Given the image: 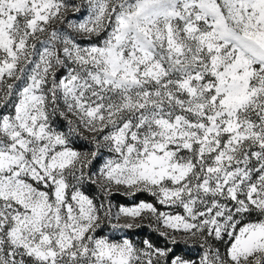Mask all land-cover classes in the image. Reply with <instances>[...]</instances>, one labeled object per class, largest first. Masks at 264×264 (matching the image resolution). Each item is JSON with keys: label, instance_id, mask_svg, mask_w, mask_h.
<instances>
[{"label": "snow or ice", "instance_id": "1", "mask_svg": "<svg viewBox=\"0 0 264 264\" xmlns=\"http://www.w3.org/2000/svg\"><path fill=\"white\" fill-rule=\"evenodd\" d=\"M0 264H264V0H0Z\"/></svg>", "mask_w": 264, "mask_h": 264}]
</instances>
